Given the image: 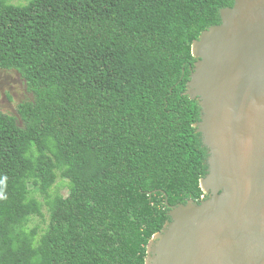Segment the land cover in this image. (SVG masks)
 <instances>
[{"label": "trees", "instance_id": "trees-1", "mask_svg": "<svg viewBox=\"0 0 264 264\" xmlns=\"http://www.w3.org/2000/svg\"><path fill=\"white\" fill-rule=\"evenodd\" d=\"M233 5L0 0V69L33 94L17 116L0 110V264H146L170 206L207 197L185 92L193 42Z\"/></svg>", "mask_w": 264, "mask_h": 264}, {"label": "water", "instance_id": "water-1", "mask_svg": "<svg viewBox=\"0 0 264 264\" xmlns=\"http://www.w3.org/2000/svg\"><path fill=\"white\" fill-rule=\"evenodd\" d=\"M185 94L208 148L207 195L170 206L146 264H264V0H234L192 44Z\"/></svg>", "mask_w": 264, "mask_h": 264}, {"label": "rangeland", "instance_id": "rangeland-1", "mask_svg": "<svg viewBox=\"0 0 264 264\" xmlns=\"http://www.w3.org/2000/svg\"><path fill=\"white\" fill-rule=\"evenodd\" d=\"M27 1L29 0H11V2L15 4L26 3ZM0 93V110L16 116L18 115V104L22 101L33 99V94L28 90L25 81L15 70L0 69ZM52 193L66 195L68 193L66 181L59 178L56 185L52 189ZM39 198L43 200L41 197ZM48 222L49 213L45 207L44 217L33 218L31 226H39L41 230H44L47 227Z\"/></svg>", "mask_w": 264, "mask_h": 264}, {"label": "built area", "instance_id": "built-area-1", "mask_svg": "<svg viewBox=\"0 0 264 264\" xmlns=\"http://www.w3.org/2000/svg\"><path fill=\"white\" fill-rule=\"evenodd\" d=\"M203 198H204V196H203Z\"/></svg>", "mask_w": 264, "mask_h": 264}]
</instances>
